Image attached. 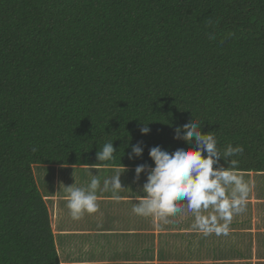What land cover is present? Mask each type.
Listing matches in <instances>:
<instances>
[{"label":"trees","instance_id":"obj_1","mask_svg":"<svg viewBox=\"0 0 264 264\" xmlns=\"http://www.w3.org/2000/svg\"><path fill=\"white\" fill-rule=\"evenodd\" d=\"M192 118L264 173V0H0V264H62L35 166L154 167Z\"/></svg>","mask_w":264,"mask_h":264},{"label":"crops","instance_id":"obj_2","mask_svg":"<svg viewBox=\"0 0 264 264\" xmlns=\"http://www.w3.org/2000/svg\"><path fill=\"white\" fill-rule=\"evenodd\" d=\"M64 167L90 168V177L97 175L101 188L103 181L117 170L124 171L121 173L124 188L115 193L98 189V210L85 212L79 220H74L67 207L65 188L75 180L62 174V182L51 187V193L57 194L54 202L66 219L52 225L54 234L61 235L55 242L62 264H264V209L259 210L264 205V185L259 188L262 191L255 193V186L251 184L254 172L248 174L251 179L242 214L236 216L233 212L226 231L205 235L194 227L195 215L187 211L186 203L181 205L183 212L167 217L166 221L132 211L144 195L142 186L147 172L141 173L138 179L135 169L131 168L56 165L55 172L56 168L65 171ZM105 170L109 176L104 177ZM240 174L246 182V174ZM75 186L81 185L76 181ZM224 224V220L218 219V225Z\"/></svg>","mask_w":264,"mask_h":264},{"label":"clouds","instance_id":"obj_3","mask_svg":"<svg viewBox=\"0 0 264 264\" xmlns=\"http://www.w3.org/2000/svg\"><path fill=\"white\" fill-rule=\"evenodd\" d=\"M150 131L147 126L141 128L143 134ZM175 132L177 139L187 141L186 146L171 152L161 146L151 147L149 156L155 166L141 164L135 169L137 179L141 173L147 172V180L142 186L144 195L132 211L139 216H153L166 221L167 217L183 212L185 209L181 205L186 203L187 211L195 215L194 227L205 235L226 231L233 212L243 210L242 205L249 191L243 175L236 171L239 161L233 158L243 153V146L229 144L222 151L215 133L203 132L202 123L194 118L177 126ZM116 152L113 141L106 142L97 152V160L113 161ZM142 154L143 148L139 143L132 145L130 158ZM221 157L227 162V167L219 164ZM122 172L117 170L111 178L105 179L102 188L100 179L95 175L87 187L75 186L76 180L73 185L66 186L67 207L72 218L79 220L85 212L95 213L98 210V189L115 193L124 188ZM116 198L119 199L118 196ZM209 209L211 212H208ZM218 219L224 220L225 224L218 225Z\"/></svg>","mask_w":264,"mask_h":264},{"label":"rangeland","instance_id":"obj_4","mask_svg":"<svg viewBox=\"0 0 264 264\" xmlns=\"http://www.w3.org/2000/svg\"><path fill=\"white\" fill-rule=\"evenodd\" d=\"M35 169V172H36V175H37V178L39 179V181L41 182V189L42 191L44 192L45 194V199L47 200V204H48V207H49V211H50V214H51V222H52V225L55 226L56 224H59V222H64L65 219V214L63 211H60V207H58L57 203H55V199L57 197V194L55 192L51 193L52 190L50 187H55V185L57 186V182H62V174L66 175V176H69L71 180H76L77 178V182L80 183V185L82 187H84L87 182V180H90V168L89 169H86V167H64L63 169L65 171H62V169L60 168L59 171L57 170L56 168V171L57 173L55 172V168L53 167H50L48 168L47 170V167L45 166H35L34 167ZM107 169V168H105ZM109 169V168H108ZM110 172V170H108ZM263 175H256L255 174H252L253 178L251 180V184L253 186H255V188H253V190L255 191V193H258V191H262V189H259L262 184L264 185V173H262ZM104 177L107 175V171L105 170L104 173H103ZM251 175V174H250ZM97 176V175H96ZM67 178H64L63 180H65ZM245 179H246V182L247 184H250L248 183L249 179H251V177H248V175L245 176ZM122 181V179H121ZM56 191H57V188H56ZM264 192V191H263ZM262 192V193H263ZM264 195V194H262ZM53 203H55L53 205ZM246 208V213L248 212V207H245ZM243 209V207H242ZM264 209V205H261L260 207V211ZM237 213V215H236ZM249 213V212H248ZM242 214V211L240 212H235V215L236 216H240ZM52 226V227H53ZM55 233V232H54ZM61 235L58 234V232H56L55 234V239L56 237H58V239L60 238ZM248 236V235H246Z\"/></svg>","mask_w":264,"mask_h":264}]
</instances>
